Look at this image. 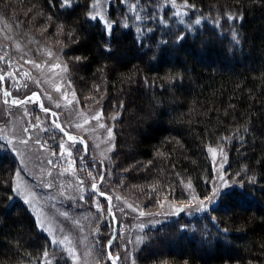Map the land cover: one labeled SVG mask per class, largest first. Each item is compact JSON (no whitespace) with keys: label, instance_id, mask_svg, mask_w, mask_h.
I'll return each instance as SVG.
<instances>
[{"label":"trees","instance_id":"1","mask_svg":"<svg viewBox=\"0 0 264 264\" xmlns=\"http://www.w3.org/2000/svg\"><path fill=\"white\" fill-rule=\"evenodd\" d=\"M0 4L62 46L77 96L112 127L104 175L144 207L207 199L209 149L223 147L231 184L144 230L136 264H264V0H110L97 19L94 0ZM17 168L0 142V264H45L51 238L16 191Z\"/></svg>","mask_w":264,"mask_h":264},{"label":"rangeland","instance_id":"2","mask_svg":"<svg viewBox=\"0 0 264 264\" xmlns=\"http://www.w3.org/2000/svg\"><path fill=\"white\" fill-rule=\"evenodd\" d=\"M109 1L99 0L96 12L102 14ZM11 10L17 14L14 6L0 4V142L16 157L17 193L51 238L44 262L136 264L144 230L177 213L205 209L231 184L225 151L209 149L214 177L207 199L165 196L158 206L144 207L135 192L116 188L104 175L114 141L100 102L83 103L62 46L48 45L39 29L16 21Z\"/></svg>","mask_w":264,"mask_h":264},{"label":"snow or ice","instance_id":"3","mask_svg":"<svg viewBox=\"0 0 264 264\" xmlns=\"http://www.w3.org/2000/svg\"><path fill=\"white\" fill-rule=\"evenodd\" d=\"M99 2V0H94V4L92 5L93 9H95L96 4ZM72 0H61V7H69L71 6ZM100 16L99 12H95V14H90V18L91 19H97ZM230 19H232V17H229ZM199 21H197L198 23ZM108 29H109V34H110V28H111V24L107 21H105ZM235 35V34H234ZM79 59V58H77ZM0 79H3L2 77H0ZM5 95H8V93H5ZM36 95V94H33ZM13 103H19L17 101H13ZM44 111H48V109H43ZM98 118V117H97ZM109 135H111V132L109 131ZM71 139V137H70ZM61 147H63V145H61ZM210 151H212V149H210ZM93 187L95 188V185H93ZM18 191V189H16ZM216 194V190H214L213 195ZM26 203H28L29 201H25ZM45 255H47V253H45ZM113 264H115V262L113 261Z\"/></svg>","mask_w":264,"mask_h":264}]
</instances>
